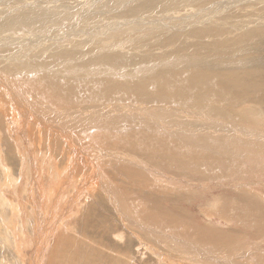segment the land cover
Instances as JSON below:
<instances>
[{
	"label": "bare ground",
	"instance_id": "bare-ground-1",
	"mask_svg": "<svg viewBox=\"0 0 264 264\" xmlns=\"http://www.w3.org/2000/svg\"><path fill=\"white\" fill-rule=\"evenodd\" d=\"M170 1H135L125 14L120 15L127 17V20L113 24L111 29L125 23L134 25L131 28L140 29L139 25L146 22L139 18V12L148 14L144 16L147 20L150 13L168 20L182 7L192 6L196 9L202 5L208 7L214 2L173 0L174 5L170 6ZM232 1L234 2L229 0L219 3V6L212 5L209 14L217 15L219 8L232 4ZM68 5L65 8H70L69 3ZM115 5L118 6L113 4ZM26 11L21 15L18 11L17 14L18 20L25 22V25L22 23L23 28L29 30L40 26L52 15L59 17L54 11ZM68 15L67 11L65 17ZM193 16L195 15L192 14V18ZM263 21L246 20V15L243 16L239 11L232 20L223 19L218 22L198 18L197 22L203 24L179 28L177 33L168 27V22H162L160 26L153 22L156 27L152 28L159 31L154 35L158 42L156 45H153V39L148 33L145 34L146 31L137 38L130 36L117 44V47H107V43V46H98L99 50L81 41L75 49L73 46L72 53L56 51L47 61L32 65L26 61L17 62L19 60L15 56L3 51L4 54L0 55V87H9L1 93L10 92L13 105H2V109L13 116L14 126L19 123L18 110L24 112L27 124L32 115L36 116L40 120L39 134L48 133L56 138L55 135L62 137L61 134H64L71 143L81 146L85 143L91 150L96 147L94 151L97 150L101 156L105 154L113 159L109 163L111 171L116 173L121 169L130 177L123 186L133 189L134 197H128L131 202H125L114 195L111 185V182L116 184L114 176L109 175V182L100 177L99 184L107 199L98 196L99 202L95 209L100 208L107 215H103L98 223L95 222L97 225H88L86 217L83 233L86 232L84 236L87 242L80 237L74 238L76 240L71 243H67L70 239L57 238L54 244L56 252V247L62 250L64 248H60V245L66 243V247H73L67 251L82 261L84 253L81 254V251L84 246L88 249L89 263L97 258L107 264H124L119 255L112 254L109 250L107 252L104 248L102 251L99 249L100 246H107L111 251L117 252L121 248L108 235L116 232L113 224L123 227L124 223L130 226L123 227L127 231L130 228L154 231L158 241L169 243L171 239L179 245L178 249L183 248V253L189 255L188 258L193 256L192 264H264L261 246L252 244L254 252L247 248L249 241L256 240L254 238L257 236L246 237V231L252 233L255 230L260 238H264V200L252 190H247L246 194L243 192V187L251 177L261 178L264 174V132L244 130L251 124L264 128V111L260 115V110L254 109L260 108L259 105L252 104L264 103ZM3 26L0 27L1 32L8 30ZM172 32L176 34H171ZM234 40H242L243 47H229ZM149 69L154 71H146ZM31 71L34 72L33 78H28ZM3 85L5 86L2 87ZM1 93L0 98H3ZM31 99L35 103L31 104ZM1 103L2 100L0 105ZM12 107L15 108L14 111ZM27 108H30L31 114ZM177 117L191 118L192 121L184 120L176 124ZM136 123L139 124L138 127H134ZM20 129L19 124L18 130L12 132L17 140ZM90 132H96L94 144L89 143V140L92 141L91 137L88 140ZM97 132L104 135L101 143V136ZM65 149L62 147V150ZM144 160L157 166L160 176L166 173L170 177L151 182L152 179L145 173ZM110 168H105L107 173ZM190 171H195V174L188 176L185 173ZM98 174L101 171L97 170V176ZM144 177L151 184L145 186L133 182L134 179ZM223 178L237 180L234 188H226L229 193L234 192L237 196L224 197L222 205H218L215 200L209 216L205 218L210 220L216 216L224 219L230 227V230L224 231L203 225L189 211L179 206L169 209L167 204L170 200L166 197L168 191L163 199L157 188L159 184L168 186L170 180H173V185L179 183L185 186L191 180L210 183ZM190 204L193 206V202ZM171 209L177 210V213ZM211 209L215 211L212 212ZM125 217L123 223H119ZM233 228L238 230L234 231ZM54 231L51 237L54 236ZM97 236L104 240L98 238L97 242ZM257 241L260 242L259 239ZM42 247L43 245L41 249ZM54 257L55 252L49 259ZM51 260L49 264H56Z\"/></svg>",
	"mask_w": 264,
	"mask_h": 264
},
{
	"label": "rangeland",
	"instance_id": "rangeland-1",
	"mask_svg": "<svg viewBox=\"0 0 264 264\" xmlns=\"http://www.w3.org/2000/svg\"><path fill=\"white\" fill-rule=\"evenodd\" d=\"M135 1L145 0H20L21 3L18 0H0V27L4 25V29H8L3 32L0 31V55L4 54L3 51L6 50L10 56H15L19 60H16L17 62L22 61V63L27 62V64L32 65L47 61L56 51L64 50L72 53L73 46L75 49L78 42L80 43L81 41H85L89 43L90 46H94V48L99 50V47H103L106 43L107 45L109 44L108 46L106 45L107 47H117V44L130 38V36H132V38H137L146 31L145 34L148 33L147 35L153 39V45H156L158 42L154 35H157L159 31L157 32V29L152 27H156L157 25L160 26L162 22H168V27L177 33L179 28L183 29L190 25L203 24L197 22L198 18L206 21L218 22L223 19L232 20L239 11H241L243 16L246 15V20L253 22H257L260 19L264 20V0H234L232 4H227L226 7L219 8L217 15L213 13L209 14L212 10L211 6L214 4L219 6V3L229 0H214V2H212L213 4H209L208 7L204 5L199 8L195 6L196 9L192 6L182 7L178 9L175 14H172L168 20H162L160 16L156 17L151 13L147 20V17L144 16L148 14L139 12V18H143L146 22L139 25L141 26L140 29L131 28V26L134 25H130L129 23H125L121 26L119 24V26L111 29L113 24L127 20V17H121L120 15L125 14L130 5ZM211 1L213 0L209 2ZM68 3L70 4V8H65V6H69ZM170 3V6L174 5L173 0H171ZM113 4H118L119 7L116 5L113 6ZM33 9L54 11L59 17L56 18L52 15L51 18L43 21L40 26H35L30 30L24 29L23 24L25 25V22L23 20L19 21L18 16L26 10V12L32 10L28 13L33 12ZM67 11L69 15L65 17ZM223 13L225 15L220 16ZM192 14L195 15L193 18ZM176 18L177 20H175ZM153 22L157 23L155 24L156 26H153ZM261 25L264 26V23H261ZM120 27H122V29ZM150 28L152 29L150 30ZM164 28L166 29L165 26ZM135 30H137V32ZM174 32L171 34H176ZM149 33H152V35ZM2 43L5 45H1ZM137 45H139L138 42ZM243 45L242 40H234L229 44V47H243ZM41 54L45 55L41 56ZM13 63L15 64L16 62ZM257 65V67L260 66L259 63ZM146 71L154 70L149 69ZM152 73L154 74V72ZM28 74V76H26L30 78L34 75V72L31 71ZM31 78H33V76ZM121 79H124V77L120 78V80ZM262 81H264V76L262 77ZM4 86L5 85L2 87ZM8 87L9 86H5L3 89L0 87V93ZM1 94L4 97L0 98V100H2L0 105V264H49L51 260L49 258L54 252L56 253V257L52 258L51 262L55 261L56 264H107L101 259L98 261L97 258L89 263L87 256L88 249L84 246L83 251H81V254L84 253V256L82 261H80L81 259H77L73 256L72 252H68L70 249L72 250L73 247H66V243L60 245V248H64L62 250L57 247L55 248L58 252L57 256V252L54 250V244L60 238H65L66 240L70 239L67 243L75 241L76 239L74 238L77 237L87 242L88 240L86 236H84L86 232L83 233V225L86 217L88 225L92 223L97 225L99 219L102 218L103 215H107L103 214L100 208L95 209L99 202V199H97L98 196L101 195L104 199H107L99 184L100 177L101 180L109 182V175L114 176L116 184L111 182L114 195L116 198H122L125 202H131L132 200L128 199V197H134L132 194L133 189H127L123 186L130 177L121 169H118L116 173L111 171V165H109V163L113 159L108 158L105 154L101 156L97 150L94 151L96 147H93V150H91L85 143H82V146L81 144L71 143L72 141L64 134H61V136L63 135L65 137L55 135L58 139L54 137V135L48 133L44 135L39 134L38 130L41 129V126L39 127L38 123H40V120L36 116L32 115L33 117L31 116L30 122L27 124L24 112L18 110L17 116L20 117V119H18V125L14 126V120H12L13 116L9 114L8 111L2 109V105L4 107L13 105V99L11 98L12 94L10 92ZM29 102L32 104L35 103V100L31 99ZM252 104L253 106L256 104L259 105L260 108L254 107V109L260 110V115H262L264 103L255 102ZM21 109L24 110V108ZM36 109H34V111L38 112L39 109ZM12 110L14 111L15 108L12 107ZM27 111L30 113V108H27ZM4 113H6V116ZM255 119L259 118L255 117ZM184 120H191V118L177 117L175 123L180 124V122ZM195 120L196 119H194V121ZM19 124L21 129L18 133L19 138L17 140V137H15L12 132L18 130ZM12 126L14 127L12 128ZM138 126V123L134 125V127ZM8 127H10V129ZM244 130H246V132L253 131V133L264 132V128L259 127L258 124L247 125ZM22 132H24V135H21ZM97 134L101 136L99 138L101 143L104 135H101L99 132H97ZM89 135L88 140L90 137L92 140H89V143L91 144L92 142V144H94L97 139L96 132H90ZM62 147L66 148L65 151L62 150ZM144 166L146 175L152 179L151 182L153 180L163 181L170 177L166 173L160 176V170L151 161L144 160ZM105 168H107V170L110 168L111 172L109 171L110 173H107ZM96 169L101 171L102 175L98 174L97 176ZM185 173L189 176V174H195V171ZM248 181L249 182L246 183L247 185L243 187V192L246 194L247 190H252L264 200V174L261 178L251 177ZM133 182H139L145 186L151 184L146 177L139 180L134 179ZM236 184L237 180L231 178L217 179L210 183L201 181L194 182V180H191L185 186L179 183L173 185V180H170L168 186L159 184L157 188L163 199L165 198V193L168 191L166 197L170 200V203L167 204L170 206L169 209L172 206H179L181 209L189 211L193 217L203 225H208L213 229L224 231L230 230V227H228L224 219L214 216L209 220L206 219L205 216H209V210L215 203V200L218 201V205H222V199L224 197L229 195L237 196L234 192L229 193L227 190L231 187L234 188ZM174 198H176V200H174ZM108 202H110L109 199ZM190 202H193V206H191ZM217 207L215 209H217ZM212 210L214 209H211V211ZM171 211L177 213L175 209H171ZM124 219H126V217L120 219L121 222L119 223H123L122 221ZM113 225L116 232L114 231L115 233L112 232V234L109 233L108 236L112 237L113 241L121 248L117 252L111 251L107 246H100L99 249L102 251L104 248L107 252L109 250L112 254L119 255L121 263L126 264L128 260L129 264L193 263L191 262L193 256H190L192 258H188L189 255L187 256V254L183 253V248L178 249L179 245L174 243L171 239H169V243L166 241L162 242L163 240L158 241V237L154 231L149 232L134 228H130V231H127L125 228L130 227L128 224L123 223V227L125 228L118 226L119 224ZM72 227H74V229ZM232 230L235 231L238 229L233 228ZM52 231H54V236L51 237ZM251 232L252 233L246 231V237L249 238L254 235L252 238L255 236H257V238L255 237L254 239L256 240L252 239L249 241L250 244L248 243L247 247L248 251L254 252L252 247L255 245L256 247L261 246L264 251V238H260L259 234L255 233V230ZM136 234L138 235L136 236ZM98 238L97 236V242H99V239L101 241L104 240L103 237ZM65 239L63 240L66 242ZM258 239L262 242L261 244L257 241ZM42 245L43 247L41 249ZM61 255L63 256L62 258ZM117 263L119 262H112L109 264Z\"/></svg>",
	"mask_w": 264,
	"mask_h": 264
}]
</instances>
